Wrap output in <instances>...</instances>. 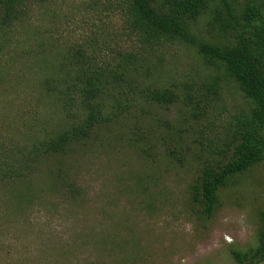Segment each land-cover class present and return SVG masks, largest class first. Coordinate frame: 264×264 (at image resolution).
<instances>
[{"label":"rangeland","instance_id":"obj_1","mask_svg":"<svg viewBox=\"0 0 264 264\" xmlns=\"http://www.w3.org/2000/svg\"><path fill=\"white\" fill-rule=\"evenodd\" d=\"M131 3L18 0L2 13L0 161L29 150L62 112L86 117L71 84L64 103L53 96L64 64L91 65L80 83L84 102L115 94L101 88L105 74L146 91L167 88L172 99L150 100L137 88L135 107L107 123L88 122L79 140L32 162L28 181L0 180V264H237L234 252L257 247L264 154L225 181L213 215L200 194L204 162L221 167L229 158L209 141L225 138L232 114H248V100L221 60L232 50V17L245 0H209L185 35L142 71L124 17ZM88 133L96 137L82 149Z\"/></svg>","mask_w":264,"mask_h":264},{"label":"trees","instance_id":"obj_2","mask_svg":"<svg viewBox=\"0 0 264 264\" xmlns=\"http://www.w3.org/2000/svg\"><path fill=\"white\" fill-rule=\"evenodd\" d=\"M18 0H0V17ZM124 17L134 34L138 44V71L149 69L156 62L158 53L169 44L183 37L188 25L200 18L207 9L209 0H131ZM261 0H245L244 9L239 16H233L235 38L232 50L221 56L226 70L237 81L248 100V114H232L228 123V134L224 139L210 140L208 148L216 149L220 154L229 155L225 164L216 167L211 161L203 164L200 180L201 202L207 216L214 213L218 191L225 181L245 170L263 158L264 143L258 136H264V19ZM219 36V27L211 24L209 30ZM197 45V41L193 42ZM204 53V50H201ZM208 55V52L206 53ZM63 76L57 78L58 88H54L53 96L63 93L71 84L74 102L78 109L85 107L86 117L76 113L62 112V118L57 127L47 131L40 139L35 140L29 150L23 149L20 154L0 161V180L9 183L26 182L30 177L31 163L38 161L41 156H49L62 152L67 141L79 140L88 122L107 123L124 110L135 107L140 95L154 101L172 99V93L164 87H151L144 90L140 84H125L113 80L112 74H105L100 81L101 88L114 87L115 94L111 97H95L88 102L82 101L83 90L80 88L81 78L89 73L91 65H79L68 69L64 64ZM129 82V81H128ZM48 87V86H47ZM51 92V88H47ZM216 108L213 112L215 115ZM236 121V123H235ZM241 132L236 136V131ZM233 138L229 136L234 135ZM259 134V135H258ZM88 133L83 141L85 149L90 139H95ZM213 145V146H212ZM20 157V158H19ZM260 230L258 245L254 250L241 254L234 252L237 264H260L264 262V211L260 215Z\"/></svg>","mask_w":264,"mask_h":264}]
</instances>
